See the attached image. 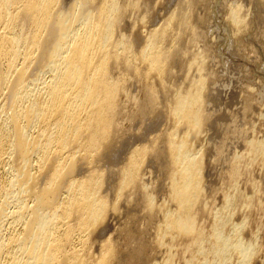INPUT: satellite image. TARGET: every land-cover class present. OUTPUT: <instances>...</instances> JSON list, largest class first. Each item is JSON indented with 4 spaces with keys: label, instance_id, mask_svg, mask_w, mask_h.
I'll list each match as a JSON object with an SVG mask.
<instances>
[{
    "label": "bare ground",
    "instance_id": "obj_1",
    "mask_svg": "<svg viewBox=\"0 0 264 264\" xmlns=\"http://www.w3.org/2000/svg\"><path fill=\"white\" fill-rule=\"evenodd\" d=\"M189 1L177 3L173 13L165 14L169 16L166 17L165 22L163 21L165 18L160 19L163 21L161 25L155 27L153 25L152 29L150 27L147 40L145 37L143 39L146 42H141L145 43L144 46L135 44L138 48L141 47L137 51L135 50L137 46L133 45L132 38L126 34L127 32L124 33V29L129 26L135 27L138 22L141 24L150 17L148 13L153 12V9H147L148 4L146 5L143 0H0V145L7 147L4 156L10 175L6 186L0 183V264H6L5 258L7 264H118L120 262L122 258L120 259L115 242L119 237L116 234L117 238H114L117 228L110 233L114 234L113 236L109 235L106 240L103 239L104 242L98 239L102 243L96 245H99L98 248L95 246V243L99 242L95 240L96 237L108 228L109 216L114 213L116 216L118 214L116 211H120L116 201L115 203L110 199L111 202L107 199L109 196L105 197L108 191L105 196L100 195L103 188L102 179L106 176L105 171L102 172L98 168L102 176L104 175L103 178L100 171L97 170L96 173L93 168H91L92 172L88 171L91 172L89 175H85L88 173L86 170L85 177L80 179L77 177L81 176L79 170L84 166L81 160L85 163V159L90 161L93 159L95 162L94 158L101 157L106 148L110 153L109 147L114 144L118 135L120 138L122 122L120 119L128 117L132 120V116H129L133 114L131 113L133 109L132 111L129 109L130 114L125 113L128 109L123 101L128 100L125 104L129 100L139 101L136 92L132 93L135 94L134 96L131 94V86L137 79L138 81L150 79L152 82L154 80L151 78H157L160 81L158 82L162 88V95L157 91L158 87L155 88L156 86L147 82L146 87L142 85L143 91L146 90L149 96L147 99L150 100L151 105H155L162 98L167 105L165 107H169L170 117L186 128L183 136L178 135L180 132L177 133L176 130L172 132L170 130L169 134L166 132L168 135H165V145L169 150L172 166L170 175L172 174V179L174 178L171 184L172 195L178 199V207L183 210V212L179 211L183 216L177 211L167 218L180 228L199 224L196 222L199 214L193 206L196 198L201 199L205 194L202 184L205 170L202 165L204 160L199 156L200 154L198 155L197 144L203 139L205 122L209 121L205 113L208 109L204 112V105L207 104L204 103V94L209 79L205 77L204 62L206 61L202 60L205 59L202 57L203 51L201 52L198 46L200 43L196 41L199 36H196L195 30L198 29H194L192 26L195 25L190 21L193 12ZM233 10H236L235 7L230 14L232 27L235 33H240L241 30L243 32L247 21L244 11L242 14L237 9L232 14ZM183 37L191 39V44L187 45L182 40ZM175 61L181 64L186 74L185 80L180 81L181 83L176 81L179 82L178 84L175 83L176 79L173 81L175 67L172 70L171 66ZM141 84L144 83L141 81ZM123 97L126 99L123 100ZM145 98H141V101H145ZM149 100L146 102L149 103ZM141 103L143 102H140V107L139 102L137 103L139 111L145 114L146 110L149 111L148 107L145 104L142 106ZM131 104L133 105V102ZM158 104L155 105L156 111L157 107H160ZM150 107L152 111L155 108ZM136 110L138 108L135 109V113ZM130 119L122 120L126 122V120L131 121ZM156 139L152 140V143L156 142ZM254 142L252 141L251 144L255 147L264 144ZM80 148L85 151L84 156L81 154L85 158L78 156L77 149ZM122 149L124 150L123 147ZM145 149L135 148L134 154H131L130 162L123 172L122 187L130 185L138 187L139 168L144 158L141 156L148 153ZM153 149L156 151V148ZM81 150L80 152L83 153ZM258 150H262L264 154V145L258 147ZM1 151L3 152V149ZM240 157L236 158L240 159ZM246 157L244 156L243 160ZM88 160L85 166H88ZM232 160L236 159L232 158ZM236 161L232 162L237 164ZM92 162L90 163L93 164ZM241 169L242 171L240 168L233 169V177H239L244 168ZM77 172L80 176L76 177ZM104 181L106 182V178ZM122 187L120 189L124 188ZM133 191L135 192V188ZM143 192L149 194L147 189H143ZM147 194H144L146 198L150 196ZM117 198L120 200L119 197ZM153 201L152 198L147 204L150 209L153 208ZM5 229L15 233L6 237ZM199 229L194 228L195 231ZM198 232L197 236L200 234V231ZM75 235L83 245L81 249L70 248ZM230 237H228L229 241H231ZM242 249L246 254L250 248L246 245Z\"/></svg>",
    "mask_w": 264,
    "mask_h": 264
},
{
    "label": "rangeland",
    "instance_id": "obj_2",
    "mask_svg": "<svg viewBox=\"0 0 264 264\" xmlns=\"http://www.w3.org/2000/svg\"><path fill=\"white\" fill-rule=\"evenodd\" d=\"M143 1L146 3V5H149V7L148 5L146 6L147 9H153V12L150 11L152 9L147 10L148 12L150 11L149 13L147 12L148 15L150 14V17H148V19L146 17L147 20L145 19L146 21L142 22L141 24L138 22L135 27L129 26L124 29V33L127 32L126 34L130 35V38H132L131 40L135 47L137 46L135 44L138 43V45L143 47L145 43L141 42H144L145 40L143 39L145 38L147 40L149 32L148 29H150V27L152 29L153 25L155 27L157 25H161L163 21L165 22L166 17H169L165 14L170 15L171 12L173 13L177 7L176 5H178L177 3L180 4L184 0H157L158 3L156 0ZM189 2L192 6L193 12V16L191 14L190 21H192V25L196 26L192 27H194V29H198V31L195 30L196 36H199L198 38L196 37L198 39L196 41L200 43L198 46L200 47L201 52L203 51L202 57H205V59L203 58L202 60L206 61L204 63L207 65H204V71H206L205 77L207 80L209 79L206 83L207 91L205 89L204 94V103H207L204 105V112L208 109L205 113L206 118L207 116L209 117L207 118L209 121L205 122L206 126L204 125L205 128L203 130L205 132H203L204 134L202 133L204 135H202L203 139H200L197 144L198 155L200 154L199 156L204 160H202V165H204L203 170L205 171H203V173L205 175L203 174L202 184L205 194H203L201 199L196 198V202L194 203L195 206H193L197 209L199 214V219L197 218L196 222H199V224L201 222V224L199 225L196 223L193 225L194 227L189 226L188 228H180V226L178 227L175 223H171L170 218H167L170 216V214H175L177 211L179 213L180 210L183 212V210L179 208L180 206L178 207V199L174 198L172 195L173 186L171 184H173L174 178L172 179V174L170 175L172 166L170 153L168 148H166L167 146L165 145V139L170 130L171 132L176 130L177 133L180 132L178 135L180 134L183 136L186 128L181 126L182 123L179 124L176 119L170 117L171 115L169 114V107H165L167 105L164 104L162 98H160V101L158 102L160 104H155L160 106L157 107V111L156 106L151 105L150 100L147 99L149 96L145 89V91H143V86L146 87V85L152 84L154 87L156 86L155 88L158 87L157 91L162 95V88L159 83L160 81L157 78H155L157 80L151 78V80H154L152 82L150 79H141L142 83L145 84L144 85L141 84L140 79L139 81L137 79L134 80L131 86V94L136 92L135 94L139 95V97L136 96L139 101H136L137 99L134 98L136 100H129V102L125 104L128 100H124L126 98L123 97V103L128 109L125 110V113H129L132 111L131 109H133V112H131L133 114L129 113V117L132 116V120L128 117L122 118L123 120L127 118L131 121L126 120V122H123V120L120 119L123 122H119L122 133L121 131L119 132L120 138L119 135L115 138V142L117 139L116 144L119 148L114 142V144L109 147V149H112V151L111 149L109 150L110 153L107 152L108 149L106 148V153H104V150L101 157H98V159L94 158L96 160L95 162L93 159H91V161L87 159L88 166H85V163L87 164L86 159L85 163L83 160H81L83 163L81 161L80 162L87 168L84 169L85 167L81 166V169L79 170L81 176L78 172V175L76 174V177L80 176L77 177L80 179L85 177L84 174L86 173V170L88 172L91 170V168H93L92 170L96 173L100 171L99 169H101L102 172L105 171L104 174H106V182L104 181L105 178H103L104 175L102 176L100 171V174L103 178H101L103 181V188H101L102 194L100 193V195H106L105 197L109 196L107 199H112L114 202L116 201L117 203H115L119 205L120 208V211H116V214L118 213L116 216L114 215L115 213L109 216L110 223L107 226L108 228H106L100 236L96 237L95 240L99 242H96L95 246L97 244H101L102 241L104 242L109 237V235L113 236L114 234L110 233H113L118 229L119 232L117 231L116 233L115 231L114 238L116 239L119 237V239L117 238L118 240L116 239L117 241L115 240V242L118 246L120 259L122 258V262L120 260L121 264H264V154L262 153V150L257 151L258 147L264 145L261 144L264 143V0H190ZM234 7L236 10H240L242 14L244 11L245 16H243L246 17L247 20V27L245 26L243 28V32H241V30L240 33H235L234 28L232 27L233 24H231L232 20H230L231 10ZM237 7L241 8L239 9ZM236 10H233L232 14ZM159 12L161 14H159ZM162 14L164 17L161 16ZM154 15L158 19H155L156 17ZM164 18L165 20H163ZM192 18L193 20H191ZM142 24L146 26L144 27ZM134 28L135 31H133ZM198 33H202L201 36ZM186 39V37L182 38V40L186 42L187 45L191 44V39ZM186 43L184 45H186ZM141 47L139 48L141 49ZM139 48L137 46L135 50L138 51L140 50ZM177 62L175 61L171 65L172 70L175 67L173 70L175 76H177H174L173 78V81L176 79L175 83H177L176 81L182 82V80H185L184 75H186L181 64L179 65ZM138 86L140 88L142 87V90ZM136 87L139 89L137 90ZM140 97L143 99L145 98L146 100L141 101L142 99ZM148 100L149 103L146 102ZM132 102L133 105L131 104ZM138 102L139 107L140 102H143L141 103L142 106H144L143 104H145V106L147 105L146 107H148L147 109L150 111V113H148L149 111L147 112V110L144 112L145 114L141 113L139 111L140 108L137 105ZM128 103L131 104V106ZM127 105L131 108H128ZM134 105H137L136 108H133L135 107ZM150 106H153V108L155 107L153 111L151 110L152 107ZM137 108L138 110H136L135 113L134 111ZM139 113L143 117L140 116ZM136 114L139 115L137 116ZM133 117L134 122H132ZM206 128L208 130H206ZM166 132L168 133L167 135ZM156 138L159 139L157 140ZM155 139L156 142L152 143V140L155 141ZM191 139L193 140V138ZM125 140L127 141L125 142ZM256 140L262 141L259 143ZM252 141L261 144V146H252ZM114 145L115 149H113ZM121 145L125 151L122 149ZM249 145H251L253 148L251 146L249 147ZM1 146L2 145H0V147ZM150 146L152 147L150 148ZM140 147H144V149L146 148V151L148 148L150 149L148 150V153L146 152V154L141 156L144 157L143 159L140 158V160L142 159V163L140 164L139 168L140 174L138 177V187L136 185L123 186L125 188L124 189L121 185L123 181L122 179H124L123 172L125 167H127L129 164V158L132 156V153L134 154L133 151H135V148L136 150H141ZM248 147L250 149L252 148V151ZM6 148L3 146L0 148V183L4 184L5 186L7 185V181L9 180L10 176L7 165L8 163L6 161V157L4 156L7 151ZM153 148H156V151ZM2 149L3 152L1 151ZM77 150L78 156L80 155L79 157L85 158L82 157L85 155V151L83 149L81 150V148ZM80 150L83 153H81ZM2 153L3 155H1ZM81 154L83 155L81 156ZM243 155L245 157L247 156L245 160H243ZM237 156L238 158L240 156L243 157H240V160L236 158ZM250 156L253 157V159ZM232 158L236 159L237 161L232 160ZM232 161H236L238 165ZM241 161H244V163ZM90 162L93 164L95 163V166ZM239 164L242 167L239 166ZM95 168L96 170H94ZM236 168H240V171H242L241 168L244 169L243 172H241L242 174L235 178L233 177V171ZM91 172H88L85 175L87 176ZM120 185L123 189H120ZM142 186H144V188ZM133 187L135 188V192H132V190H134ZM140 187L147 189L150 196L154 195V197L149 196L154 200L153 202L155 206L153 205L152 209H150L149 205H147L150 203L149 201H151V199L149 197H147L149 200L146 198L145 195L147 193H144L143 189L141 190ZM102 189H104V193L102 192ZM140 192L143 193L139 195ZM131 193L134 195V197ZM134 193L138 194L135 196ZM116 194H119L120 196ZM142 194L145 195L142 197ZM121 195H124L125 197L130 196L128 198L130 201L124 196L121 197ZM62 197H64V195ZM117 197H119V199L121 197V203ZM143 199L147 201H142ZM112 200L110 201L112 202ZM200 201L202 202L200 203ZM122 202L125 204L123 205ZM121 205H123V207H121ZM156 210L157 212H155ZM179 214L181 215V213ZM113 220L116 221L114 222ZM112 223L114 226H110ZM203 225L206 229L203 228ZM194 228H201L198 230L200 231L201 235L199 234L197 236L196 233L198 234L199 232L197 230L195 231ZM202 228L204 231L203 236L201 231ZM5 230H3V232ZM12 233L15 232L6 230L4 232V236L7 237V235ZM116 234L118 235L117 237ZM193 236L195 238H193ZM228 237H230L231 241H229ZM73 239L70 243V248L78 249L76 247H79V249H81L83 245L78 239L77 235H75ZM98 239L102 240L101 243ZM237 242L238 244H241L238 245ZM246 245H249L250 248V253L247 252V255L244 254V249H242V247ZM98 246L96 247L98 248ZM131 250H133V252ZM136 251L138 253L141 251L142 253L140 252L141 254H138ZM131 253H133V255ZM136 255H138V257ZM120 262L118 264H120ZM4 263L7 264L6 258Z\"/></svg>",
    "mask_w": 264,
    "mask_h": 264
}]
</instances>
